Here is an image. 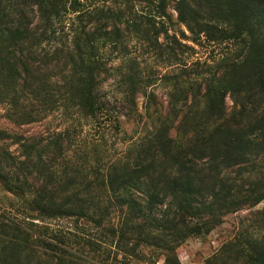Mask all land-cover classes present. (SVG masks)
<instances>
[{
    "label": "trees",
    "instance_id": "1",
    "mask_svg": "<svg viewBox=\"0 0 264 264\" xmlns=\"http://www.w3.org/2000/svg\"><path fill=\"white\" fill-rule=\"evenodd\" d=\"M186 40L222 51L191 62ZM131 42L165 72L146 73ZM115 74L120 102L105 90ZM115 104L141 133L120 156L92 159L80 131ZM56 113L70 124L47 136L11 126ZM0 183L26 218L0 209V264H97L50 228L64 218L95 223L122 264H182L186 240L264 201V0H0ZM114 212L120 224L106 226ZM241 236L248 263L264 264L263 241Z\"/></svg>",
    "mask_w": 264,
    "mask_h": 264
},
{
    "label": "rangeland",
    "instance_id": "2",
    "mask_svg": "<svg viewBox=\"0 0 264 264\" xmlns=\"http://www.w3.org/2000/svg\"><path fill=\"white\" fill-rule=\"evenodd\" d=\"M176 17V14H175ZM170 33L181 34V30L185 29L184 26L179 25L176 22L170 23ZM189 34L188 32H186ZM185 42L193 45L194 50H189L185 57L193 61H211L213 57L218 55L222 51V47L203 42L202 45H195L192 42L186 40ZM130 57L138 58V62L141 63V67L149 73L151 76H157L162 71L165 72L166 67L163 60L156 56L153 50H148L144 47L136 46L135 42H131L125 51ZM121 59H116L113 63L114 66L118 65ZM119 76L115 74L114 77L106 83L105 90L107 96L111 99L120 102L123 99L122 89L118 86ZM154 89H159L160 93L163 91L161 85H157ZM146 104V98L143 93L139 97V111L144 112V106ZM112 112L103 116L98 121H91L85 128L80 131V136L77 140L78 149L86 150L90 153L91 158L94 159L96 155H100L102 158H114L118 157L125 151L128 141L138 137L141 133V125L138 123L139 117H126L121 116V107L118 104L111 109ZM117 117L120 118L121 127L120 130L116 126ZM70 119L61 116L60 114H53L42 122L34 124L24 125L18 127L11 125L19 133L26 135H44L47 136L54 130H59L67 127L70 124ZM99 147V152L94 150L95 147ZM15 146L13 147V149ZM18 199H16L11 193L6 191L0 183V209L5 215L12 219H18L24 221L25 214L21 212V208L18 206ZM264 201L255 207L243 209L237 213L230 214L224 217V223L216 227L210 234L203 237H194L186 240L177 249V253L182 264H205L208 257L212 255H218L220 258L218 264H249L248 256L250 253V246L247 244L246 236L250 235L264 243ZM120 213L114 212L105 220L106 226H118L120 224ZM50 228L58 233L64 234L69 239L78 251L85 253L89 256L93 262L97 264H122L120 262L123 258V254L118 256V260L115 259L116 247L111 246L109 240L100 238L102 231L95 223L88 222L86 219L76 221L75 219H59L50 223ZM101 239L103 241L100 242ZM111 240V239H110ZM93 243H98L100 248H94ZM237 242L239 246L234 248H223L225 243ZM110 253V254H109ZM155 254H160L159 251ZM231 256V259H227ZM157 257L155 264H165L164 256L161 254ZM235 258V259H234Z\"/></svg>",
    "mask_w": 264,
    "mask_h": 264
}]
</instances>
